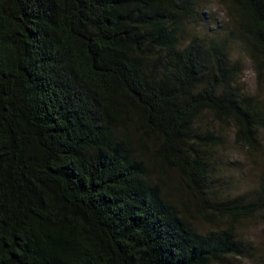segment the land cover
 Segmentation results:
<instances>
[{
    "label": "trees",
    "instance_id": "1",
    "mask_svg": "<svg viewBox=\"0 0 264 264\" xmlns=\"http://www.w3.org/2000/svg\"><path fill=\"white\" fill-rule=\"evenodd\" d=\"M219 3L230 28L216 19L213 37L204 0H0V264L242 255L264 180L223 194L225 142L200 119L259 146L264 104L231 47L261 75L264 0Z\"/></svg>",
    "mask_w": 264,
    "mask_h": 264
},
{
    "label": "rangeland",
    "instance_id": "2",
    "mask_svg": "<svg viewBox=\"0 0 264 264\" xmlns=\"http://www.w3.org/2000/svg\"><path fill=\"white\" fill-rule=\"evenodd\" d=\"M219 1L204 0L209 19L203 24V29H200L202 35L214 37L217 34L214 30L217 26L213 24L216 19L225 21V23L230 22ZM226 26L230 28V24L227 23ZM224 32L220 29L221 38L224 37ZM231 55V59L240 64L237 81L240 90L264 104V71L261 75L256 73L254 65L237 41L231 47ZM200 125L203 129L215 128L217 131L219 130L224 139L225 147L218 149V154L221 157L220 171L223 175H228L231 182L230 185L222 187L224 188L222 189L223 194L234 196L261 189L260 186L264 180V128L258 132L259 146L252 149L235 144L234 131L229 127L214 123L208 115H204L200 119ZM197 221L199 220L197 219ZM197 223L204 226L201 227L202 229L207 230L201 221ZM236 232L242 241V255L238 258L231 257L223 261L222 264H264V208L252 217L241 219L237 224Z\"/></svg>",
    "mask_w": 264,
    "mask_h": 264
}]
</instances>
